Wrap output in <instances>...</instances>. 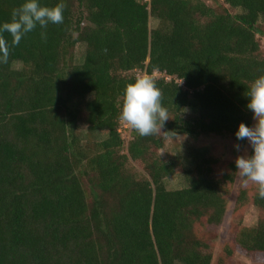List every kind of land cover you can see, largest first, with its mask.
Returning <instances> with one entry per match:
<instances>
[{
  "label": "trees",
  "instance_id": "1",
  "mask_svg": "<svg viewBox=\"0 0 264 264\" xmlns=\"http://www.w3.org/2000/svg\"><path fill=\"white\" fill-rule=\"evenodd\" d=\"M221 1L217 9L203 0H39L63 2V23L37 26L17 46L3 33L0 264H223L198 228L221 224L235 159L217 178L212 148L189 146L186 185L167 189L178 161L159 152L184 134L246 142L235 132L240 122L251 127L245 91L264 74V0ZM22 2L0 0V24ZM137 73L154 78L169 119L159 135L132 130L122 152L121 97ZM248 202L259 215L235 245L264 258L257 186L239 189L234 207Z\"/></svg>",
  "mask_w": 264,
  "mask_h": 264
},
{
  "label": "clouds",
  "instance_id": "2",
  "mask_svg": "<svg viewBox=\"0 0 264 264\" xmlns=\"http://www.w3.org/2000/svg\"><path fill=\"white\" fill-rule=\"evenodd\" d=\"M65 7L63 2L47 6L39 0H23L19 7L13 9L11 19L0 24V63H7L10 55L9 42L3 33H8L11 45L17 46L37 26L46 29L49 23L62 24ZM41 37L46 39V33L41 32ZM245 95L248 97L247 108L255 122L251 127L238 123L235 136L237 140H246L252 151L250 155H237L235 165L245 184L248 181L255 184L258 196L264 199V74L253 79ZM161 101L162 92L154 78L138 73L124 86L119 119L140 136L159 135L169 119ZM234 147L239 151L240 145Z\"/></svg>",
  "mask_w": 264,
  "mask_h": 264
},
{
  "label": "rangeland",
  "instance_id": "3",
  "mask_svg": "<svg viewBox=\"0 0 264 264\" xmlns=\"http://www.w3.org/2000/svg\"><path fill=\"white\" fill-rule=\"evenodd\" d=\"M208 5L219 9L222 4L221 0H203ZM231 12H239V9H229ZM156 24V21L150 19V28ZM264 29V27H263ZM261 46L264 49V36H259ZM74 55L79 62L84 55V44L78 43L74 49ZM254 119L252 125L254 124ZM78 130L83 132L85 126L79 124ZM119 133L123 139L122 152L126 151V145L131 138V131L120 121L118 127ZM104 133H100L98 138H103ZM209 145L212 148L214 156L218 162L215 166V175L217 178L222 176V172L227 171V163L234 160L237 155L248 154L250 145L246 141L240 146L239 151L234 147L237 145L229 136L217 135H199L196 138L180 135L172 139H165L160 155L163 158H175L178 161V166L173 175L165 180L167 189H177L186 185L184 171L191 167L192 164L187 157V147ZM222 187L226 197V209L221 224L218 227L204 226L198 228V235H202L211 246L212 262H216L221 258L223 264H264V258L261 256H247L243 254L235 245V235L242 226H252L256 223L259 210L250 202L241 207H234L235 196L239 189H246L251 195L256 188V185L251 181L245 184L244 179H241L238 171L235 174L233 182H222ZM226 249L229 250L227 254ZM213 264V263H212Z\"/></svg>",
  "mask_w": 264,
  "mask_h": 264
},
{
  "label": "built area",
  "instance_id": "4",
  "mask_svg": "<svg viewBox=\"0 0 264 264\" xmlns=\"http://www.w3.org/2000/svg\"><path fill=\"white\" fill-rule=\"evenodd\" d=\"M138 74V73H137Z\"/></svg>",
  "mask_w": 264,
  "mask_h": 264
}]
</instances>
